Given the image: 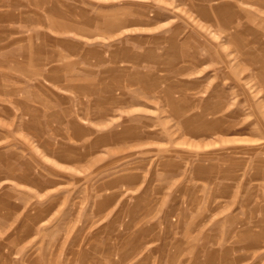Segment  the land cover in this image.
I'll list each match as a JSON object with an SVG mask.
<instances>
[{
  "label": "rangeland",
  "instance_id": "1",
  "mask_svg": "<svg viewBox=\"0 0 264 264\" xmlns=\"http://www.w3.org/2000/svg\"><path fill=\"white\" fill-rule=\"evenodd\" d=\"M0 264H264V0H0Z\"/></svg>",
  "mask_w": 264,
  "mask_h": 264
}]
</instances>
